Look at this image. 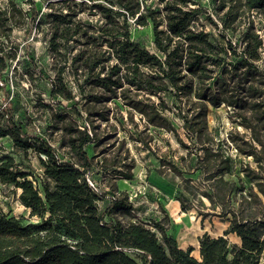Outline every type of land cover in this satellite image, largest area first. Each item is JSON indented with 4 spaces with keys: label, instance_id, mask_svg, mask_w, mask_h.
<instances>
[{
    "label": "trees",
    "instance_id": "16d2710c",
    "mask_svg": "<svg viewBox=\"0 0 264 264\" xmlns=\"http://www.w3.org/2000/svg\"><path fill=\"white\" fill-rule=\"evenodd\" d=\"M23 2L28 6L0 0V78L9 68L31 83L42 77L27 43L18 56L12 29L27 24L24 37L43 32L54 72L48 93L71 102L80 123L59 115L69 153L59 159L45 138L15 118L0 80V139L11 145L8 152L0 145V183L13 185L29 210L28 218L0 212V264H264V41L256 20L264 19V0H211V10L197 0H50L46 11ZM131 21L151 26L152 50L131 38ZM110 103L130 122L136 113L144 129L175 136L184 152L160 158L155 172L170 183L156 185L170 188L180 210L202 205L204 197L206 210L196 213L228 223L219 236L198 237L199 257L160 222L150 227L106 218L131 210L124 191L100 209L102 193L88 182L93 156L85 146L107 138L97 128L110 121ZM221 105L231 124L225 139L207 122L209 107ZM139 133L134 139L143 142ZM28 151L41 168L39 179L23 163ZM233 154L241 157L239 185L229 179ZM108 161L104 156L98 168L113 166L111 174L132 178V162L123 171ZM167 173L178 181L169 182Z\"/></svg>",
    "mask_w": 264,
    "mask_h": 264
},
{
    "label": "rangeland",
    "instance_id": "374dc122",
    "mask_svg": "<svg viewBox=\"0 0 264 264\" xmlns=\"http://www.w3.org/2000/svg\"><path fill=\"white\" fill-rule=\"evenodd\" d=\"M19 0L24 7L28 4ZM42 11L48 10L46 4L50 0H33ZM202 8L211 10V0H197ZM148 5H154L155 0H145ZM257 28L259 29L264 41V19L257 18ZM27 29V24L24 30ZM24 30L13 28L12 40L18 43L20 58L24 57L25 44L27 43L28 53L33 57L41 68L42 77H35L31 83L19 75L12 72L9 68L0 80L8 88L9 99L12 100L15 118L21 122L26 130L32 135H39L45 138L55 149L59 159L69 158L68 148L64 142V137L60 127L59 118L67 113V119H74L80 123V119L72 110L71 102L52 97L48 93V78L54 76L51 68L50 57L47 53L46 43L43 32L31 30L28 37H24ZM131 38L147 49H153V37L150 25L141 26L131 21L130 25ZM12 64L15 61L11 62ZM260 66L264 68V58L260 62ZM22 67L18 66V72ZM1 85V84H0ZM5 101L3 90L0 88V104ZM110 106V121L99 122L97 130L102 134H108L107 138L100 139L97 142L89 143L85 146V150L89 156H93V166L87 172V178L95 185L97 191L102 193L99 206L103 209L112 195L121 197L122 191L126 192L127 201L131 203V210L117 209L106 218H118L121 221H138L152 226L155 222H160L166 229L167 233L172 235L181 248L191 245L193 251L195 249L194 239H198L202 233L207 232L211 236H219L223 234L228 223L216 215L205 216L201 218L196 213L197 210H206L202 205H208L206 198H202V205L197 203V207L181 213L180 209L174 206V194L168 190L160 189L156 183L160 182L156 177V168L159 165L160 158H171L184 152L175 136L171 132L158 130L154 128L144 129L142 120L136 113H133V122H130L127 112L120 110L122 117H119V110ZM77 107H79L77 105ZM113 114V116H112ZM119 117L114 119V115ZM208 126L213 129L219 138L225 139L227 132L231 128V124L226 114L224 106L209 107L207 114ZM135 123L136 125H134ZM113 125V126H110ZM140 132V133H139ZM137 133L143 139V142L134 139ZM133 137V138H132ZM147 143V145L145 144ZM0 145L5 152L11 151L10 141L6 138L0 139ZM232 152V151H231ZM233 153V152H232ZM15 157L17 154H14ZM108 157L107 165L119 162L120 169L126 170L124 165L132 162L131 172L132 178L125 179L121 175L111 174V169L106 172L100 170V160ZM23 163L28 165L27 169L37 177L41 178V168L37 163L36 156L33 152L28 151L23 157ZM132 159V160H130ZM234 171L229 179L239 185L238 169L241 157L233 154ZM31 178V176H29ZM169 182L176 183L177 177L171 173L166 174ZM163 187H171L168 182H160ZM17 191L10 184L0 183V212L8 215L22 216L28 218L29 210L26 209L18 200ZM180 208V206H179ZM35 220V218H31ZM231 242H238V238L234 234H227ZM195 256V255H194ZM198 257V256H195Z\"/></svg>",
    "mask_w": 264,
    "mask_h": 264
},
{
    "label": "bare ground",
    "instance_id": "6f19581e",
    "mask_svg": "<svg viewBox=\"0 0 264 264\" xmlns=\"http://www.w3.org/2000/svg\"><path fill=\"white\" fill-rule=\"evenodd\" d=\"M173 201H174L175 208L180 209L179 208V202L176 199H174ZM180 212L183 213V211H180ZM194 243H195L196 246H195V249L193 251V254L195 256H198V239H194Z\"/></svg>",
    "mask_w": 264,
    "mask_h": 264
},
{
    "label": "built area",
    "instance_id": "2783aa9c",
    "mask_svg": "<svg viewBox=\"0 0 264 264\" xmlns=\"http://www.w3.org/2000/svg\"><path fill=\"white\" fill-rule=\"evenodd\" d=\"M88 182H89L90 186L94 187L93 183L90 180H88Z\"/></svg>",
    "mask_w": 264,
    "mask_h": 264
},
{
    "label": "water",
    "instance_id": "95a60500",
    "mask_svg": "<svg viewBox=\"0 0 264 264\" xmlns=\"http://www.w3.org/2000/svg\"><path fill=\"white\" fill-rule=\"evenodd\" d=\"M198 257H199V250H198Z\"/></svg>",
    "mask_w": 264,
    "mask_h": 264
}]
</instances>
